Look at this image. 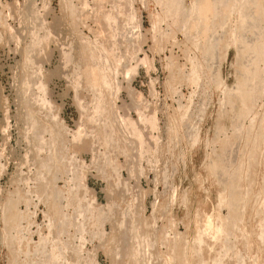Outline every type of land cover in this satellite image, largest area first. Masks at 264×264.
Here are the masks:
<instances>
[{"label": "rangeland", "instance_id": "374dc122", "mask_svg": "<svg viewBox=\"0 0 264 264\" xmlns=\"http://www.w3.org/2000/svg\"><path fill=\"white\" fill-rule=\"evenodd\" d=\"M263 51L264 0H0V264H264Z\"/></svg>", "mask_w": 264, "mask_h": 264}, {"label": "built area", "instance_id": "2783aa9c", "mask_svg": "<svg viewBox=\"0 0 264 264\" xmlns=\"http://www.w3.org/2000/svg\"><path fill=\"white\" fill-rule=\"evenodd\" d=\"M95 144H96L95 141H91L88 155L85 157H82L81 155H77L76 153H73L71 155L72 161L78 165L84 166L86 169L90 165L94 167V164L96 163L97 158H98V151L96 150ZM127 156H128V153L126 154V151L124 150L116 151L111 157H109L108 169H101V170L97 168H94V169H97L99 172L107 171L106 174L108 173L110 169V172L115 177L120 178L123 174H126L125 169L121 166L120 162H124L127 159ZM95 174H98V172L95 171ZM99 175L103 176V174H99ZM85 185L87 186V184H83V189L86 192L87 187ZM99 207L101 208V206H97L92 201V205L90 206L92 210L99 211L98 209Z\"/></svg>", "mask_w": 264, "mask_h": 264}, {"label": "bare ground", "instance_id": "6f19581e", "mask_svg": "<svg viewBox=\"0 0 264 264\" xmlns=\"http://www.w3.org/2000/svg\"><path fill=\"white\" fill-rule=\"evenodd\" d=\"M261 50H263V48L261 49ZM263 53H264V51H263ZM133 124V123H132ZM59 192V191H58ZM54 194V193H53ZM60 194V193H59ZM50 202V201H49ZM111 209V208H110ZM106 210V209H105ZM106 222V221H105ZM93 225V224H92ZM99 227H101V226H99ZM98 227V228H99ZM103 230V229H102ZM122 230V229H121ZM124 236V235H123ZM125 240V239H124ZM124 243V242H123Z\"/></svg>", "mask_w": 264, "mask_h": 264}]
</instances>
